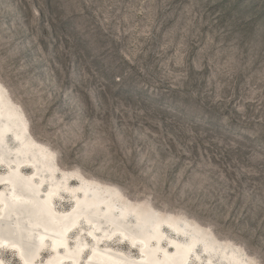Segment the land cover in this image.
Returning <instances> with one entry per match:
<instances>
[{
  "label": "rangeland",
  "instance_id": "374dc122",
  "mask_svg": "<svg viewBox=\"0 0 264 264\" xmlns=\"http://www.w3.org/2000/svg\"><path fill=\"white\" fill-rule=\"evenodd\" d=\"M0 82L61 168L264 264V0H0ZM17 222L0 236L47 263L50 239ZM88 238L72 231L70 248L92 251ZM2 262L21 264L3 248Z\"/></svg>",
  "mask_w": 264,
  "mask_h": 264
},
{
  "label": "bare ground",
  "instance_id": "6f19581e",
  "mask_svg": "<svg viewBox=\"0 0 264 264\" xmlns=\"http://www.w3.org/2000/svg\"><path fill=\"white\" fill-rule=\"evenodd\" d=\"M0 168L5 171L0 176V229L4 222L21 224L17 220H26L22 225L38 235L33 241L41 245L49 238L51 259L44 264H133L124 254L110 249L107 243L117 240L139 250L135 264H258L242 247L220 240L209 227L185 215L131 201L116 185L61 168L56 152L34 138L24 110L1 82ZM67 198L70 209L57 211L58 199ZM73 229L89 236L92 251L87 253L85 244L74 251L70 248ZM11 238L1 235L0 249L12 250L21 264H35V259H27L31 250L25 256L21 244L11 242Z\"/></svg>",
  "mask_w": 264,
  "mask_h": 264
},
{
  "label": "water",
  "instance_id": "95a60500",
  "mask_svg": "<svg viewBox=\"0 0 264 264\" xmlns=\"http://www.w3.org/2000/svg\"><path fill=\"white\" fill-rule=\"evenodd\" d=\"M23 244V243H22ZM26 249H25V247H24V251H25ZM26 254V253H25Z\"/></svg>",
  "mask_w": 264,
  "mask_h": 264
}]
</instances>
